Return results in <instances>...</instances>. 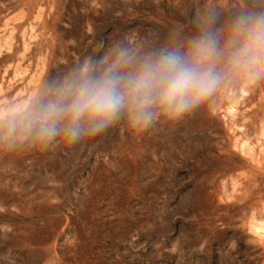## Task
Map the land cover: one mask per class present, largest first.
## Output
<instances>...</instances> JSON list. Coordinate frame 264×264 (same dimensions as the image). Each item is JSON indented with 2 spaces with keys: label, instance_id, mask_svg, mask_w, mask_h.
<instances>
[{
  "label": "rangeland",
  "instance_id": "obj_1",
  "mask_svg": "<svg viewBox=\"0 0 264 264\" xmlns=\"http://www.w3.org/2000/svg\"><path fill=\"white\" fill-rule=\"evenodd\" d=\"M250 4L0 0V112L47 99L87 59L183 52L209 11L222 27ZM0 264H264V78L226 72L145 130L121 117L45 143L0 127Z\"/></svg>",
  "mask_w": 264,
  "mask_h": 264
},
{
  "label": "clouds",
  "instance_id": "obj_2",
  "mask_svg": "<svg viewBox=\"0 0 264 264\" xmlns=\"http://www.w3.org/2000/svg\"><path fill=\"white\" fill-rule=\"evenodd\" d=\"M221 16L209 11L183 52L137 57L121 48L111 63L85 60L71 77L48 85L47 99L22 112H0V127L45 143L62 134L72 142L97 136L121 117L145 130L161 115L177 120L191 113L222 86L226 72L264 78V0H251L217 27Z\"/></svg>",
  "mask_w": 264,
  "mask_h": 264
}]
</instances>
